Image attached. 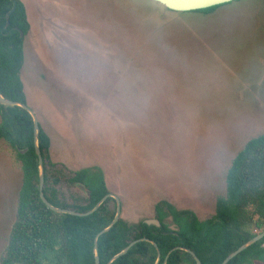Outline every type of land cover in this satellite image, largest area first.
Returning a JSON list of instances; mask_svg holds the SVG:
<instances>
[{
	"label": "rangeland",
	"instance_id": "374dc122",
	"mask_svg": "<svg viewBox=\"0 0 264 264\" xmlns=\"http://www.w3.org/2000/svg\"><path fill=\"white\" fill-rule=\"evenodd\" d=\"M21 1L22 80L52 140V174L101 166L132 223L161 201L213 216L233 159L264 134V0L208 15L151 0ZM20 169L1 143L0 264ZM56 188L69 204L86 198L63 178Z\"/></svg>",
	"mask_w": 264,
	"mask_h": 264
},
{
	"label": "trees",
	"instance_id": "16d2710c",
	"mask_svg": "<svg viewBox=\"0 0 264 264\" xmlns=\"http://www.w3.org/2000/svg\"><path fill=\"white\" fill-rule=\"evenodd\" d=\"M226 5L193 13L208 15ZM12 8L10 0H0V90L7 100L26 105L19 76L24 59L20 35L27 34L29 24L21 2L7 24ZM0 142L15 153L23 173L16 221L1 264H96L95 241L116 216L115 200L107 199L96 212L83 217L51 210L40 195L34 122L23 108L6 110L1 106ZM50 144L48 135L40 129L38 146L44 159L45 198L56 208L81 214L90 212L110 193L103 170L91 167L69 176V183H79L89 193L86 205H69L59 198L55 188L66 175L57 170L56 175L52 174L56 165L51 164ZM25 150L26 153H21ZM156 211L163 224L161 228L120 219L100 236L97 240L100 264H156L158 252L161 254L158 264H197L186 250L193 251L202 264H222L230 254L264 232V134L249 140L233 159L226 174V193L217 198L215 214L210 219L200 221L195 213L179 211L167 201L158 203ZM166 219H171L175 229L170 228ZM142 239L148 241L136 243L125 255L112 261L131 243ZM263 245L264 239L228 264H264Z\"/></svg>",
	"mask_w": 264,
	"mask_h": 264
},
{
	"label": "water",
	"instance_id": "95a60500",
	"mask_svg": "<svg viewBox=\"0 0 264 264\" xmlns=\"http://www.w3.org/2000/svg\"><path fill=\"white\" fill-rule=\"evenodd\" d=\"M13 2V8L12 10L8 13V24H9V18L10 16L15 12L16 8H17V1L16 0H11ZM153 2H156L162 6H164L167 10L172 11V12H180V13H186V12H195V11H200V10H205L208 8H212V7H216V6H221V5H226V4H230L232 2H236L238 0H151ZM0 104L3 105L6 109L9 107H16L19 106L25 110H27L33 117L34 119V131H35V142H36V154L38 157V161H39V165H40V195H41V199L42 201L54 212L61 214V215H74V216H88L93 214L94 212H96L101 205L108 199L110 198L112 195H108L106 197H104L97 205L96 207L91 210L88 213L85 214H81L72 210H66V209H62V208H56L53 205H51L49 203V201L45 198L44 195V186H45V175H44V159L41 153V150L39 149L38 146V135H39V131H40V127L39 124L34 116V114L28 109L27 106L25 105H21V104H17L15 102L9 101L7 99H5L1 93L0 90ZM25 153V152H23ZM81 187L84 189V187L81 185ZM117 200V212H116V216L113 220V222L110 224V226L106 229H104L102 232H100V234L97 236L96 241H95V254H96V264H100V257L98 255V238L100 236H102L103 234L109 232L114 225L120 220V216H121V206L119 203V200L116 198ZM145 223L149 226H157V227H161V223L158 219L155 220H147L145 221ZM264 239V232L259 234L258 236H256L255 238H253L252 240H250L249 242H247L246 244H244L243 246H241L237 251L233 252L230 256L227 257V259L223 262V264H228L232 259H234L235 257H237L240 253H242L243 251H245L246 249H248L249 247H251L252 245L256 244L257 242L261 241ZM135 243L131 244L130 246H128L123 252H121L120 254H118L116 257H114V260L118 259L119 257L125 255L134 245ZM193 255V257L195 258L197 264H201L200 260L197 258V256L193 253H191ZM160 256V253H159Z\"/></svg>",
	"mask_w": 264,
	"mask_h": 264
},
{
	"label": "flooded vegetation",
	"instance_id": "af4514ba",
	"mask_svg": "<svg viewBox=\"0 0 264 264\" xmlns=\"http://www.w3.org/2000/svg\"><path fill=\"white\" fill-rule=\"evenodd\" d=\"M11 1V0H10ZM17 1V5H18V2H21L23 5H24V3L21 1V0H16ZM12 2V1H11ZM13 3V2H12ZM24 8H25V13H26V17H27V23L29 24V30H28V32H27V34L25 35L23 32H21V38H23V57H24V59H23V65H22V68H21V70H20V73H19V76H20V80H21V82H22V85H23V91H24V94H25V99H26V105L25 104H21V105H25V106H27L28 107V100H27V97H26V93H25V86H24V82H23V78H22V70H23V68H24V65H25V44H26V38H27V36H28V34H29V31H30V28H31V25H30V22H29V17H28V14H27V11H26V7H25V5H24ZM16 11V10H15ZM11 17V16H10ZM7 24H8V22H7ZM26 60H27V58H26ZM38 74H41V73H38ZM6 99V98H5ZM10 101V100H9ZM13 102V101H12ZM16 103V102H15ZM17 104H19V103H17ZM1 106L2 107H4L3 105H1L0 104V118H1ZM19 107V106H18ZM5 108V107H4ZM6 109V108H5ZM8 109V108H7ZM6 109V110H7ZM28 109L30 110V108L28 107ZM25 110V109H24ZM25 111H27V110H25ZM31 111V110H30ZM28 112V111H27ZM32 112V111H31ZM29 113V112H28ZM33 113V112H32ZM30 114V113H29ZM34 114V113H33ZM31 115V114H30ZM34 116H35V114H34ZM31 117H32V115H31ZM35 118H36V116H35ZM32 119H33V117H32ZM36 120H37V118H36ZM33 122H34V119H33ZM37 122H38V120H37ZM0 123H1V119H0ZM38 124H39V122H38ZM39 127H40V129H42L47 135H48V137H49V139H50V157H51V149H52V140H51V137H50V135L48 134V132L45 130V128H43V126H41L40 124H39ZM4 144L8 149H10L11 150V148L5 143V142H0V144ZM12 151V150H11ZM13 152V151H12ZM23 152H27V150H25V151H22L21 153H23ZM13 154H14V158H15V153L13 152ZM15 160H16V158H15ZM17 161V160H16ZM18 162V161H17ZM19 163V162H18ZM20 164V163H19ZM59 166V165H58ZM61 166H63V165H61ZM67 166V165H66ZM57 167V166H56ZM68 167V166H67ZM66 167V169L64 170V174L66 175V178H63V179H65L66 180V182L68 183V184H70V185H74V186H76L77 188H80V189H82L83 191H85L86 192V198H85V200H81V199H77V200H75V202L74 203H72V204H69V203H67V204H69V205H82V206H84V205H86L87 204V200L89 199V193H88V191H87V189L85 188V186H83L84 187V189L81 187V184H79V183H75V184H71V183H69L68 182V178H69V176H72V174L73 173H75V172H79V171H81V170H84V169H88V168H91V167H99L100 169H102L103 170V168L101 167V166H99V165H89V166H86L85 168H82V169H75V170H70V169H68ZM20 168H21V164H20ZM21 170V169H20ZM103 172H104V170H103ZM21 173H22V170H21ZM104 175H105V172H104ZM105 179H106V177H105ZM51 181H53V180H51ZM22 182H23V173H22V181H21V186H22ZM57 186V185H56ZM56 186H55V188H56ZM107 187H108V185H107ZM20 189H21V187H20ZM20 189H19V191H20ZM57 189V188H56ZM108 189H109V187H108ZM58 190V189H57ZM59 191V190H58ZM109 194L108 195H112L110 198H112V199H114L115 200V203H116V205H115V208H116V212H117V207H118V204H117V200H116V196L111 192V190L109 189ZM107 195V196H108ZM18 197H19V192H18ZM106 197V196H105ZM59 198H60V194H59ZM61 199V198H60ZM109 199V198H108ZM118 199V198H117ZM62 200V199H61ZM119 200V199H118ZM62 201H64V200H62ZM162 202V201H161ZM168 202V201H167ZM119 203H120V201H119ZM160 203V202H159ZM170 203V202H169ZM158 204V203H157ZM157 204L155 205V215H154V217H150V218H146L145 220H143V221H141V222H143L144 224H146L145 223V221H147V220H155V219H158L159 221H160V219L158 218V216H157V211H156V206H157ZM171 204V203H170ZM17 205H18V199H17ZM173 205V204H172ZM120 206H121V203H120ZM174 206V205H173ZM175 207V206H174ZM111 208H114V204H111ZM121 208H122V206H121ZM176 208V207H175ZM215 208H216V206H215ZM177 209V208H176ZM177 210H179V209H177ZM179 211H189V210H179ZM192 212V211H191ZM194 213V212H193ZM17 214V213H16ZM215 214V213H214ZM196 215V214H195ZM212 217V216H211ZM210 217V218H211ZM198 218V217H197ZM209 218V219H210ZM120 219H123V220H125V221H127L128 223H130V224H138V223H132L130 220H128L127 219V217L125 218L124 216H123V213H122V209H121V216H120ZM205 221V220H204ZM165 222L170 226V228H171V226H173V224H172V222H171V219H166L165 220ZM140 223V222H139ZM160 223H161V227L163 226V224H162V222L160 221ZM147 225V224H146ZM149 226V225H148ZM154 227H157V226H154ZM161 227H157V228H161ZM171 229H175V227L173 226ZM140 241H148L147 239H142V240H137V241H135V242H133V243H138V242H140ZM133 243H131V244H133ZM130 244V245H131ZM134 244V245H135ZM154 244V246L156 247V248H158L157 247V245L155 244V243H153ZM129 245V246H130ZM133 245V246H134ZM264 246V245H263ZM178 249H183V248H178ZM186 252H188L192 257H193V255L191 254V253H193V254H195L193 251H191V250H186ZM159 253L160 252H158V261H157V263L156 264H158L159 262H160V259H161V254H160V256H159ZM196 255V254H195ZM231 255V254H230ZM229 255V256H230ZM194 258V257H193ZM198 258V257H197ZM199 259V258H198ZM227 259V258H226ZM225 259V260H226ZM194 260H195V258H194ZM200 260V259H199ZM224 260V261H225ZM196 261V260H195ZM201 262V261H200ZM197 263V262H196ZM202 264V263H201ZM223 264V263H222ZM255 264H262V263H255Z\"/></svg>",
	"mask_w": 264,
	"mask_h": 264
},
{
	"label": "crops",
	"instance_id": "0c3cea01",
	"mask_svg": "<svg viewBox=\"0 0 264 264\" xmlns=\"http://www.w3.org/2000/svg\"><path fill=\"white\" fill-rule=\"evenodd\" d=\"M69 168H70V167H69ZM128 209H129V208H126V213H127ZM127 216H128L127 219L130 220V219H129V214H127Z\"/></svg>",
	"mask_w": 264,
	"mask_h": 264
}]
</instances>
